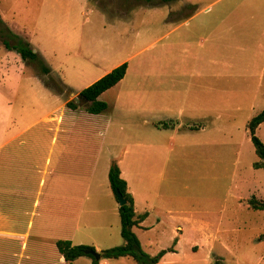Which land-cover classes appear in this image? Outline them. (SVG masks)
Listing matches in <instances>:
<instances>
[{
    "label": "rangeland",
    "instance_id": "rangeland-1",
    "mask_svg": "<svg viewBox=\"0 0 264 264\" xmlns=\"http://www.w3.org/2000/svg\"><path fill=\"white\" fill-rule=\"evenodd\" d=\"M4 42L29 44L48 77L74 92L131 56L128 78L99 100L110 103L123 175L138 188L143 174L145 196L161 209L146 230L133 229L143 252L155 255L178 238L160 264H264V211L240 201L264 200V169L253 167L261 160L247 130L264 110V0H0V105L7 111L14 97L12 115H40L63 95ZM158 70L176 71L163 75L172 92L160 98L151 91ZM140 103L163 111L140 117ZM81 109L73 115L89 117ZM200 114L204 131L182 130ZM255 136L264 145V123ZM109 223L110 248L122 245L119 217Z\"/></svg>",
    "mask_w": 264,
    "mask_h": 264
},
{
    "label": "crops",
    "instance_id": "crops-1",
    "mask_svg": "<svg viewBox=\"0 0 264 264\" xmlns=\"http://www.w3.org/2000/svg\"><path fill=\"white\" fill-rule=\"evenodd\" d=\"M130 57L91 79L87 86L117 65L129 61ZM127 68L124 77L103 92L98 100L125 82L129 76ZM157 72L154 75L156 84L151 91L160 98L172 92L163 87V75L168 77L171 75L169 73L176 71ZM145 76L139 74V78ZM39 78L43 83L47 76ZM132 86L127 92L139 95ZM66 88L70 91V97L79 93L71 87ZM59 97L54 102L60 104L42 110L40 115H29L25 109L19 115H12L14 97L7 103V111H3L0 105V264H109L112 260H95L88 256L67 263L58 253L55 242L68 241L73 246L92 248L97 253L110 248V216L114 221L118 217L117 201L107 179L112 163L117 165L120 178L126 183L136 214H147L132 231L146 230L145 220L161 210L156 208L153 199L145 196L151 187L148 188L143 182L141 176L144 175L138 172L139 187L133 188L119 167V161L113 154L117 147V130L110 134V103L104 102L107 105L106 115L103 116V112L83 117L73 115L81 108L71 110L66 107L70 100L64 95ZM123 107L126 108L124 111L130 112L126 104ZM156 107L140 103L133 112L140 117L157 116L163 110L159 107L158 111L152 112ZM205 117V114H200L195 119H188L187 124L196 122L201 125L198 130H182L204 131L203 122L197 121H204ZM118 130L121 131V128ZM142 155L145 156V153L139 150L138 162ZM137 191L142 194L137 196ZM247 200L240 201L249 208ZM171 212L166 211L167 214ZM175 229L181 230L179 226ZM177 240L174 239L173 247ZM173 247V252L166 254L176 253ZM165 255L157 264L162 262Z\"/></svg>",
    "mask_w": 264,
    "mask_h": 264
},
{
    "label": "trees",
    "instance_id": "trees-1",
    "mask_svg": "<svg viewBox=\"0 0 264 264\" xmlns=\"http://www.w3.org/2000/svg\"><path fill=\"white\" fill-rule=\"evenodd\" d=\"M171 1L174 0H161L162 3H168ZM3 45L6 49L15 51V53L18 54L22 61L37 63L39 65L40 75L47 76V78L43 79L44 85L53 93L64 95L65 92H70L63 85L62 81L59 78L56 77V79H51L50 76L48 77L50 70L43 64L40 58H38L37 54L32 51L29 44L18 42L15 43V45L10 46L7 42H4ZM126 68V63H122L121 65L115 67L110 72H108L77 94V97L80 100L79 104L70 100L66 103V107L71 110L83 108L88 114L93 115L102 114L106 111L107 105L104 102L98 100V97L106 90L115 86L124 77ZM263 122L264 110L250 119L247 124V130L249 133L250 142L254 148V153L257 158L261 160V164L254 163L253 167L264 169V145L255 136V130ZM200 126L201 125L199 123L192 122L184 125L183 127L184 129L198 130ZM163 127L166 128V125H163ZM107 179L114 199L116 200L115 192L118 191L125 200V204L118 207L120 237L123 243L120 246L109 248L99 252L100 259L116 260L119 258H129L135 264H157L167 252H173L172 248L167 250H160L155 255H148L143 252L140 242L132 231V228L138 227L139 224L144 221L147 214H136L134 210L133 199L127 192L126 183L120 178V171L115 163H112L110 165ZM246 203L252 210L264 211V200L262 199H257L256 197L252 196L247 200ZM173 244H175V241H173ZM55 246L58 253L67 263H71L82 256H88L94 259L92 256L84 255L83 253L85 249L92 248H88L85 246H73L68 241H56Z\"/></svg>",
    "mask_w": 264,
    "mask_h": 264
},
{
    "label": "water",
    "instance_id": "water-1",
    "mask_svg": "<svg viewBox=\"0 0 264 264\" xmlns=\"http://www.w3.org/2000/svg\"><path fill=\"white\" fill-rule=\"evenodd\" d=\"M73 101L74 102H78V103L80 102L78 97L74 98ZM115 195H116V200H117L118 207L124 205L125 204V200L123 199L122 195L118 191L115 192ZM83 253H84V255L92 256L95 260H99L100 259L99 253H97L96 251H94L92 249H85L83 251Z\"/></svg>",
    "mask_w": 264,
    "mask_h": 264
}]
</instances>
